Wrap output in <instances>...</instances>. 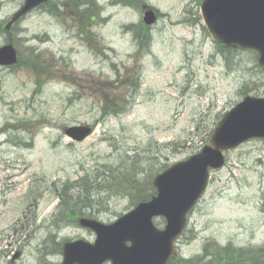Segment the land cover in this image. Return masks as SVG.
<instances>
[{"label":"rangeland","instance_id":"rangeland-1","mask_svg":"<svg viewBox=\"0 0 264 264\" xmlns=\"http://www.w3.org/2000/svg\"><path fill=\"white\" fill-rule=\"evenodd\" d=\"M23 1L0 0V28ZM92 1L51 0L11 31L21 59L0 66V264H60L64 243L94 244L79 219L109 224L135 207L131 194L111 187L127 166L140 167L137 185L146 191L164 165L209 144L244 97L264 98L257 53L214 40L203 0ZM144 7L160 13L152 26L142 22ZM2 31L0 47L10 38ZM78 125L94 128L83 142L64 134ZM226 160L189 215L179 259L202 255L207 244L264 248V140ZM81 181L93 187L94 205L70 215L60 207L61 185Z\"/></svg>","mask_w":264,"mask_h":264},{"label":"water","instance_id":"water-1","mask_svg":"<svg viewBox=\"0 0 264 264\" xmlns=\"http://www.w3.org/2000/svg\"><path fill=\"white\" fill-rule=\"evenodd\" d=\"M49 0H25L7 24H12ZM201 15L210 35L225 48L252 49L264 69V0H204ZM153 10L144 12L147 25L155 23ZM18 62L12 43L0 48V65ZM93 129L88 125L70 126L65 135L84 141ZM251 139H264V98L246 96L218 122L210 143L188 159L177 162L154 179L157 193L139 203L111 224L81 218L79 224L96 234L94 244L83 240L63 246L60 264H169L176 252L188 214L206 191L212 170L221 169L225 153ZM163 217V229L154 218Z\"/></svg>","mask_w":264,"mask_h":264},{"label":"trees","instance_id":"trees-1","mask_svg":"<svg viewBox=\"0 0 264 264\" xmlns=\"http://www.w3.org/2000/svg\"><path fill=\"white\" fill-rule=\"evenodd\" d=\"M84 5L86 3H91L94 5L95 1L92 0H82ZM125 3H134L131 0H123ZM88 11V10H87ZM91 19V15L88 14V19ZM232 49H228L230 51ZM19 58V63H20ZM164 167L167 168L166 165ZM163 167V168H164ZM163 171V170H162ZM139 174H142V170L140 167L136 166H127L126 172L119 174L117 179L114 181V185L111 187L117 192L121 193H129L131 194L135 200L133 202V206H136L138 203L142 201L149 200L155 193L156 188L153 184L152 178L149 181V185L147 186V190L143 191V187L137 185L140 181L138 178ZM76 184V183H75ZM70 182H65L61 185V188H64V192L59 194L61 199H64V203L60 205V207L64 206L65 211L71 215L73 211L78 213V208H92L94 203L91 200L93 187L90 185H86L85 182H80L75 185ZM95 184L97 180H95ZM86 186V188H85ZM85 188L86 197L81 196V191ZM73 189H79L78 195H69V192ZM77 219V217H73ZM179 256L176 255L171 264L175 261H180V264H257L255 263L253 257L261 258L258 264H264V248H256L251 249L250 251H246L244 249L235 248L232 245H228L225 247H219L216 244H207L205 247L204 253L200 256L190 258V259H179Z\"/></svg>","mask_w":264,"mask_h":264},{"label":"flooded vegetation","instance_id":"flooded-vegetation-1","mask_svg":"<svg viewBox=\"0 0 264 264\" xmlns=\"http://www.w3.org/2000/svg\"><path fill=\"white\" fill-rule=\"evenodd\" d=\"M155 11H156V13H157V15H158V18H159V17H160V13H159V11L156 10V9H155ZM90 21H91V22H94V21H95V18H92ZM1 30H3L2 33L5 32V28H4V29H1ZM10 40H11V37H10ZM8 41H9V39H8ZM17 256H19V254L16 255V257H17Z\"/></svg>","mask_w":264,"mask_h":264}]
</instances>
